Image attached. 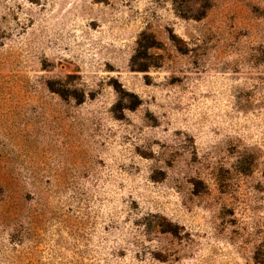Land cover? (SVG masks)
I'll list each match as a JSON object with an SVG mask.
<instances>
[{
	"label": "rangeland",
	"instance_id": "1",
	"mask_svg": "<svg viewBox=\"0 0 264 264\" xmlns=\"http://www.w3.org/2000/svg\"><path fill=\"white\" fill-rule=\"evenodd\" d=\"M0 264H264V0H0Z\"/></svg>",
	"mask_w": 264,
	"mask_h": 264
}]
</instances>
